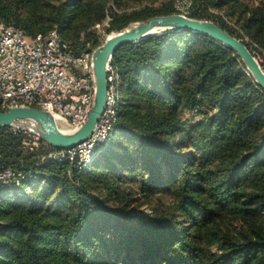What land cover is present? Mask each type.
<instances>
[{
    "label": "trees",
    "instance_id": "1",
    "mask_svg": "<svg viewBox=\"0 0 264 264\" xmlns=\"http://www.w3.org/2000/svg\"><path fill=\"white\" fill-rule=\"evenodd\" d=\"M110 1L120 2L0 0V19L32 37L57 30L77 50ZM171 4L112 14L109 35L173 15ZM210 8L238 30L214 23L264 50V2L193 0L188 18L210 21ZM111 66L121 79L119 152L106 142L89 165L58 163L44 160L47 144L29 151L23 134L0 129V171L24 176L0 183V264H264V89L237 54L180 31L122 46ZM185 111L198 120L187 123ZM129 179L146 197L167 196L165 211L109 213L99 196ZM105 251L116 259L101 261Z\"/></svg>",
    "mask_w": 264,
    "mask_h": 264
},
{
    "label": "built area",
    "instance_id": "2",
    "mask_svg": "<svg viewBox=\"0 0 264 264\" xmlns=\"http://www.w3.org/2000/svg\"><path fill=\"white\" fill-rule=\"evenodd\" d=\"M193 0H176L179 15L188 17ZM94 50L87 44L75 50L57 30L29 36L21 29L6 26L0 19V109L33 107L52 114L57 126L81 128L88 119L95 99ZM106 108L92 136L69 150L54 149L44 160L77 161L79 167L93 162L97 147L114 133L121 99V79L107 66ZM9 130L23 134V148L33 151L46 144L34 131L36 124L21 121ZM59 128V127H58ZM24 176L13 169L0 171V183L19 186Z\"/></svg>",
    "mask_w": 264,
    "mask_h": 264
},
{
    "label": "water",
    "instance_id": "3",
    "mask_svg": "<svg viewBox=\"0 0 264 264\" xmlns=\"http://www.w3.org/2000/svg\"><path fill=\"white\" fill-rule=\"evenodd\" d=\"M180 31L203 34L232 49L246 66L255 82L264 89V69L241 40L211 21H200L179 14L157 16L107 38L101 46L94 50L95 99L88 119L81 128L65 133L58 128L51 113L33 107H15L7 111H0V129L21 121H32L36 124L34 131L48 146L54 149L69 150L81 145L92 136L105 111L108 93L107 66L115 52L127 44H137L151 37Z\"/></svg>",
    "mask_w": 264,
    "mask_h": 264
},
{
    "label": "rangeland",
    "instance_id": "4",
    "mask_svg": "<svg viewBox=\"0 0 264 264\" xmlns=\"http://www.w3.org/2000/svg\"><path fill=\"white\" fill-rule=\"evenodd\" d=\"M119 3L115 1H110L107 3L105 10V17L98 23L94 24L90 28H88L85 32L80 33V39L82 40L85 34L90 35V40L86 44L90 46L91 49L95 50L99 46H101L105 40L109 37L110 34V24L112 21V14H127L132 15L134 12L142 11L148 8L153 9H161L165 5H169L172 1V6L175 11L174 14H179V12L175 8L176 0H118ZM248 5L257 6L260 2H264V0H243ZM209 12L211 13L210 21H219V18H223L228 24L238 30V26L230 21L223 12H220L218 9L210 8ZM137 23H132L129 25L134 26ZM245 43H250L249 50L255 56L258 63L261 67H264V50L261 49L257 44H252L249 38L244 37L243 40ZM96 46L94 47L95 43ZM183 119L190 124H194L198 120V116L194 115L191 111H185L183 113ZM124 139V134L122 132H117L116 130L110 137L107 149L111 146L114 147L115 152L120 151V142ZM117 142V144H116ZM184 154L189 151L184 150ZM104 158L106 157L103 155ZM103 160V159H101ZM104 163L103 161L101 162ZM124 176L129 177V173L123 171ZM113 175H111L112 177ZM137 181V180H136ZM135 180H128L127 183H119L116 182L114 184V188L111 191H103V193L99 196L100 199L105 201L104 207L108 210L109 213L117 214L121 216H131V218H138L139 216H151L155 214L156 210H163L167 208L169 204V199L167 196L161 194H155L150 197H146L139 192L137 187V182ZM28 192V191H27ZM111 232L114 231V223L110 228ZM116 253L113 251L110 254L108 252H104L101 258V261H108L113 258L116 259Z\"/></svg>",
    "mask_w": 264,
    "mask_h": 264
},
{
    "label": "bare ground",
    "instance_id": "5",
    "mask_svg": "<svg viewBox=\"0 0 264 264\" xmlns=\"http://www.w3.org/2000/svg\"><path fill=\"white\" fill-rule=\"evenodd\" d=\"M137 25V24H136ZM135 26V25H134ZM134 26H132V27H134ZM131 28V27H130ZM127 29H129V28H127ZM116 34H111V35H109V37L108 38H110V37H113V36H115ZM59 127V129L62 131V132H65V133H69V132H71V130H69V129H66V128H64V127H60V126H58Z\"/></svg>",
    "mask_w": 264,
    "mask_h": 264
}]
</instances>
